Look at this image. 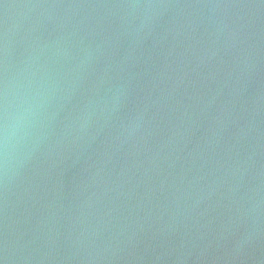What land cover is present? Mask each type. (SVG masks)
I'll list each match as a JSON object with an SVG mask.
<instances>
[{"label":"water","instance_id":"95a60500","mask_svg":"<svg viewBox=\"0 0 264 264\" xmlns=\"http://www.w3.org/2000/svg\"><path fill=\"white\" fill-rule=\"evenodd\" d=\"M0 264H264V0H0Z\"/></svg>","mask_w":264,"mask_h":264}]
</instances>
